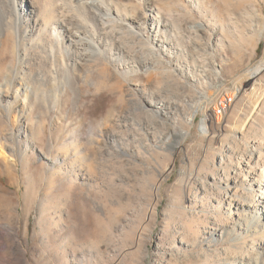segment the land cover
Wrapping results in <instances>:
<instances>
[{
	"label": "rangeland",
	"instance_id": "374dc122",
	"mask_svg": "<svg viewBox=\"0 0 264 264\" xmlns=\"http://www.w3.org/2000/svg\"><path fill=\"white\" fill-rule=\"evenodd\" d=\"M112 4L128 16L110 36L122 65L91 59L58 102L48 80L28 97L12 85L18 109L0 102V264H264V215L246 205L263 198L244 173L264 157V69L250 71L264 64V0ZM15 45L1 32L0 76Z\"/></svg>",
	"mask_w": 264,
	"mask_h": 264
},
{
	"label": "bare ground",
	"instance_id": "6f19581e",
	"mask_svg": "<svg viewBox=\"0 0 264 264\" xmlns=\"http://www.w3.org/2000/svg\"><path fill=\"white\" fill-rule=\"evenodd\" d=\"M0 4H6L5 11L8 13L4 21L0 22V34L4 30H10L16 35L17 44L12 51L11 63L0 76V87L6 86L3 93L0 91V102L7 101L3 108L8 112L11 105L18 109L17 92L13 93L11 90L16 82L23 84L17 91H23L26 97L34 89L28 83H43L45 80L61 82L59 85L55 83L50 91L53 99L58 102L64 96L66 80L69 83H77L84 76L80 71L90 73L93 68L91 59L97 61L102 57L107 62L122 65L121 54L113 46V40L114 33L118 34L120 31L115 29V26L123 28L128 16L114 10L112 0H0ZM127 24L129 27L133 26L131 22ZM151 24L152 31L157 33L169 25L158 11L152 15ZM138 27L141 28V24ZM194 28L198 33L204 30V24H195ZM111 30L114 33H111ZM141 33L144 34L143 31ZM110 36L114 38L111 39ZM30 56L38 67L36 74L28 72L25 65ZM145 62L146 66L154 64L150 58H145ZM263 69L264 64L253 68L250 70L251 76L255 78ZM13 99L14 101H11ZM225 100H229L226 108L221 109L225 106ZM233 100L232 93H225L216 101L213 112L219 119L227 112ZM173 105L177 108L176 102L169 100L168 107ZM197 111L195 106L190 117L191 122L194 121ZM201 123V128L206 130V119ZM255 154L256 152H253V156ZM255 163L258 167L255 171L249 162L246 163L244 173L247 174V188H243L250 195L255 191L262 195L261 203L246 205L256 207V212L264 215V157L260 153Z\"/></svg>",
	"mask_w": 264,
	"mask_h": 264
},
{
	"label": "built area",
	"instance_id": "2783aa9c",
	"mask_svg": "<svg viewBox=\"0 0 264 264\" xmlns=\"http://www.w3.org/2000/svg\"><path fill=\"white\" fill-rule=\"evenodd\" d=\"M228 101H229V100H225V106L221 107V109L226 108V105H227V102H228Z\"/></svg>",
	"mask_w": 264,
	"mask_h": 264
}]
</instances>
